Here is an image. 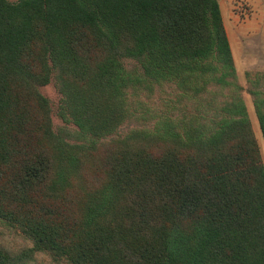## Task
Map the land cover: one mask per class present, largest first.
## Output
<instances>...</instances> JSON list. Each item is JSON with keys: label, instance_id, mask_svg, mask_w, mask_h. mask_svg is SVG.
I'll return each mask as SVG.
<instances>
[{"label": "trees", "instance_id": "obj_1", "mask_svg": "<svg viewBox=\"0 0 264 264\" xmlns=\"http://www.w3.org/2000/svg\"><path fill=\"white\" fill-rule=\"evenodd\" d=\"M246 77L219 0H0V264H264Z\"/></svg>", "mask_w": 264, "mask_h": 264}, {"label": "rangeland", "instance_id": "obj_2", "mask_svg": "<svg viewBox=\"0 0 264 264\" xmlns=\"http://www.w3.org/2000/svg\"><path fill=\"white\" fill-rule=\"evenodd\" d=\"M219 2L235 57L239 81L246 88L247 71H264V0H219ZM41 91L51 99L53 105L52 118L56 127L65 125L58 115L61 93L55 84L52 82L42 86ZM243 94L264 159V140L253 100L247 91H244ZM152 98L150 105H157L158 93L155 92ZM143 99L146 100L147 97L143 95ZM144 124L145 121L142 119L129 121L119 129L118 134H124L129 129L136 126L141 127ZM69 127L75 128L73 125H69ZM29 244V241L24 238L19 230L0 222V245L17 250ZM37 263L59 264L43 254L37 255Z\"/></svg>", "mask_w": 264, "mask_h": 264}, {"label": "crops", "instance_id": "obj_3", "mask_svg": "<svg viewBox=\"0 0 264 264\" xmlns=\"http://www.w3.org/2000/svg\"><path fill=\"white\" fill-rule=\"evenodd\" d=\"M224 18V17H223ZM231 43V42H230ZM235 58V57H234Z\"/></svg>", "mask_w": 264, "mask_h": 264}]
</instances>
